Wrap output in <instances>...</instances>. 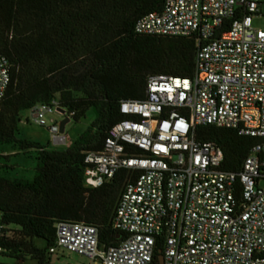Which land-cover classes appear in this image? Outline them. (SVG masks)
Listing matches in <instances>:
<instances>
[{
    "label": "built area",
    "instance_id": "built-area-1",
    "mask_svg": "<svg viewBox=\"0 0 264 264\" xmlns=\"http://www.w3.org/2000/svg\"><path fill=\"white\" fill-rule=\"evenodd\" d=\"M261 6L165 0L136 22L138 35L194 38V75L147 77L141 99L121 101L124 119L108 130L103 149L86 154L88 189L126 172L112 219L122 241L100 248L96 227L62 221L51 254L61 249L89 264H153L159 255L163 264H264V30L253 27ZM11 76L0 54V103ZM53 115L69 122L73 114L57 100L30 109V120L49 129L52 144L66 146ZM206 125L258 140L239 172L222 169L216 143L197 140L195 128ZM3 215L0 263L11 258L4 244L17 237Z\"/></svg>",
    "mask_w": 264,
    "mask_h": 264
},
{
    "label": "trees",
    "instance_id": "trees-1",
    "mask_svg": "<svg viewBox=\"0 0 264 264\" xmlns=\"http://www.w3.org/2000/svg\"><path fill=\"white\" fill-rule=\"evenodd\" d=\"M165 0H0V54L11 64V83L0 103V147L36 151L31 180L0 175V211L17 237L4 245L15 263L52 264L56 224L83 222L98 230L100 248L117 246L123 234L112 227L126 181L121 171L103 186L83 179L87 152H99L108 130L124 119L123 100L144 96L151 75H194L196 40L144 36L136 22L160 11ZM57 100L74 121L92 108L95 119L64 150L16 138L20 114ZM199 141L216 143L222 169L239 172L258 141L232 129L197 126ZM45 245L39 246L37 240ZM162 251V248H158ZM7 264V263H0ZM153 264H159L155 258Z\"/></svg>",
    "mask_w": 264,
    "mask_h": 264
},
{
    "label": "rangeland",
    "instance_id": "rangeland-1",
    "mask_svg": "<svg viewBox=\"0 0 264 264\" xmlns=\"http://www.w3.org/2000/svg\"><path fill=\"white\" fill-rule=\"evenodd\" d=\"M261 2V13L263 16H255L253 19V27L264 30V0H253ZM54 118L60 130L62 118L57 115L49 116ZM21 122L18 124V131L16 138L20 140H31L41 144L48 149L64 150L66 146H54L52 144L51 134L49 129L44 126L34 124L30 120V110L23 111L20 114ZM95 119V113L92 108H89L84 117L79 121H74L70 118L69 123L66 124L63 134L68 143L74 142L86 129L91 125ZM60 133H62L60 131ZM36 168V151H23L18 145L10 144L0 147V175L9 179H25L31 180L34 177ZM39 246H44L42 240H37ZM3 262H15L11 258H2ZM90 262L75 253L58 249L52 255V264H89ZM26 264H35L32 260H27Z\"/></svg>",
    "mask_w": 264,
    "mask_h": 264
},
{
    "label": "water",
    "instance_id": "water-1",
    "mask_svg": "<svg viewBox=\"0 0 264 264\" xmlns=\"http://www.w3.org/2000/svg\"><path fill=\"white\" fill-rule=\"evenodd\" d=\"M64 126H65V123L61 124V126H60V131L61 132H64ZM158 260H159V264H163V257H162V255H159L158 256Z\"/></svg>",
    "mask_w": 264,
    "mask_h": 264
},
{
    "label": "crops",
    "instance_id": "crops-1",
    "mask_svg": "<svg viewBox=\"0 0 264 264\" xmlns=\"http://www.w3.org/2000/svg\"><path fill=\"white\" fill-rule=\"evenodd\" d=\"M63 120H62V122H61V124H63V123H65V126H66V124H67V120H66V117H62V116H60ZM69 123V122H68ZM65 126H64V128H65ZM71 143H68V145H66V148L70 145ZM65 148V149H66ZM56 150V149H55Z\"/></svg>",
    "mask_w": 264,
    "mask_h": 264
}]
</instances>
